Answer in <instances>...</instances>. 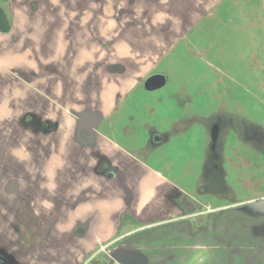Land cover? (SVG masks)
Listing matches in <instances>:
<instances>
[{"label": "crops", "instance_id": "1", "mask_svg": "<svg viewBox=\"0 0 264 264\" xmlns=\"http://www.w3.org/2000/svg\"><path fill=\"white\" fill-rule=\"evenodd\" d=\"M0 1V264H264V200L209 202L242 169L218 161L214 97L171 57L199 28L194 47H222L213 29L229 47L234 4L264 35V0H135L133 47H62L71 0ZM195 133L197 158L180 145Z\"/></svg>", "mask_w": 264, "mask_h": 264}, {"label": "rangeland", "instance_id": "2", "mask_svg": "<svg viewBox=\"0 0 264 264\" xmlns=\"http://www.w3.org/2000/svg\"><path fill=\"white\" fill-rule=\"evenodd\" d=\"M122 1L127 2V8L120 3H115V0H98L97 2L71 0L68 12L72 14L68 36L66 34L64 37L62 47H133V42L139 41L137 34H134L138 32L133 25L136 20L130 19L136 14L133 4L135 0ZM240 8L241 11L245 10L244 6ZM88 10L94 18L91 16L88 19ZM232 11L234 16L231 22H238L239 29L237 27L232 35L229 34L231 35L229 47H226V42L223 43L221 35H216V32L214 34L215 29L212 30L211 35H208L209 39H214L222 47H194L196 43L203 44L200 39L207 40L206 37L198 39L196 34L199 29H202L199 28L191 34L192 36L189 35L179 49L171 55L172 60L181 66L179 75L182 74L183 78L187 79L196 77L198 82H202L201 88L206 86L214 97L212 101H203L212 114L201 116V119L210 126V133L213 134L215 143L222 146L223 151L228 145L227 153H223V156L227 157L220 156L218 161L221 163L228 161V167L232 164V169H237L235 165H239L242 169L238 173L242 175V181L236 178L237 173L230 171L227 180L229 195L218 200L213 193L209 195L211 204L218 202H227L229 205L250 204L264 200V35L260 34V30L259 33L254 30V21L234 19L238 13L237 4H234ZM82 12H85L87 17L84 18V26L80 27L82 30L80 29L76 35L78 30L75 24L79 26V17ZM99 14L100 17H98ZM103 15H113V20L117 22L115 35L104 33L107 30L104 24H107L108 19L103 20L101 18ZM137 19H140V15ZM31 38L34 40V37ZM39 38L35 37V40ZM60 46L61 43L58 47ZM84 60L85 65H88L92 59L86 55ZM201 88L198 87V91L202 90ZM158 91L150 92V95L154 93L156 97ZM224 93H226V99L215 98V95L220 97ZM171 104L166 101V106ZM221 106L229 108L228 113L225 112L226 115H219L222 112ZM192 135L194 137L191 140H183L180 145L189 147L191 152L195 150L197 158L202 144H200L198 133ZM222 182L226 183V180ZM193 184L197 188L196 181L193 180Z\"/></svg>", "mask_w": 264, "mask_h": 264}, {"label": "water", "instance_id": "3", "mask_svg": "<svg viewBox=\"0 0 264 264\" xmlns=\"http://www.w3.org/2000/svg\"><path fill=\"white\" fill-rule=\"evenodd\" d=\"M161 83V79L160 78H153L149 81V85L151 86H157ZM0 260H8V257L6 256H1L0 257ZM119 262L121 264H143V261L141 258L139 257H133V256H130V255H122L121 257H119Z\"/></svg>", "mask_w": 264, "mask_h": 264}, {"label": "trees", "instance_id": "4", "mask_svg": "<svg viewBox=\"0 0 264 264\" xmlns=\"http://www.w3.org/2000/svg\"><path fill=\"white\" fill-rule=\"evenodd\" d=\"M10 26V19L4 8L0 5V31H8L10 30Z\"/></svg>", "mask_w": 264, "mask_h": 264}]
</instances>
